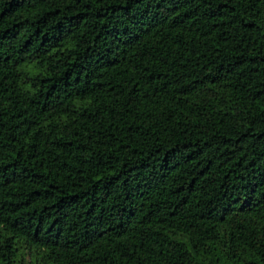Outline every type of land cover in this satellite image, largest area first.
Listing matches in <instances>:
<instances>
[{
    "label": "trees",
    "instance_id": "obj_1",
    "mask_svg": "<svg viewBox=\"0 0 264 264\" xmlns=\"http://www.w3.org/2000/svg\"><path fill=\"white\" fill-rule=\"evenodd\" d=\"M0 264H264V0H0Z\"/></svg>",
    "mask_w": 264,
    "mask_h": 264
}]
</instances>
